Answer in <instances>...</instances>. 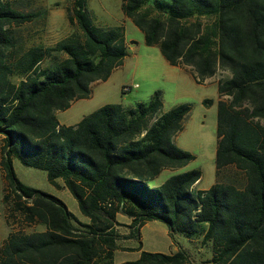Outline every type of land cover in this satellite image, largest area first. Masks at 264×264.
Here are the masks:
<instances>
[{
	"label": "trees",
	"instance_id": "16d2710c",
	"mask_svg": "<svg viewBox=\"0 0 264 264\" xmlns=\"http://www.w3.org/2000/svg\"><path fill=\"white\" fill-rule=\"evenodd\" d=\"M121 12L146 46H158L170 66L190 68L197 84L218 70L229 74L217 82L215 170L235 167L245 185L216 182L194 192L199 170L157 184L163 171L194 160L174 142L190 106L163 112L158 92L149 104L105 105L61 125L56 112L89 99L91 85L123 65V30L97 26L86 0H73L67 20L76 33L13 61L11 28L35 16L0 0L1 204L10 229L0 264H115V252L133 251L119 242L135 238L141 251L140 230L149 222L163 223L171 241L200 239L210 252L203 264H264V0H122ZM47 57L52 63L40 68ZM14 160L44 171L55 188L61 180L88 223L60 199L22 184ZM119 214L131 221L127 236L118 232ZM36 226L44 230L25 231ZM124 264L191 263L179 248L142 251Z\"/></svg>",
	"mask_w": 264,
	"mask_h": 264
},
{
	"label": "rangeland",
	"instance_id": "374dc122",
	"mask_svg": "<svg viewBox=\"0 0 264 264\" xmlns=\"http://www.w3.org/2000/svg\"><path fill=\"white\" fill-rule=\"evenodd\" d=\"M10 6L22 14H34L31 22L11 28L12 47L8 54L13 61L20 58L33 47L53 49L57 43L76 33V27L67 20L68 10L73 0H6ZM87 8L94 23L100 27H121L126 45V57L123 65L113 71L105 82L91 85V96L87 100L73 102L66 111L58 112L57 120L66 126H74L83 117L105 105L119 104L125 108L137 104H149L155 93H160L162 111L169 110L183 104L190 106V113L183 121L182 131L175 137V144L182 150L194 156V160L187 166L176 171H163L158 182H164L170 176L192 170H199L202 178L197 188L207 189L214 183L232 184L237 188L245 185V177L235 167H227L216 175V124H217V82L228 78L227 72L218 70L215 75L202 84L194 80L190 68L179 69L170 66L161 56L159 47H148L144 37L134 24L126 19L121 12L122 0H86ZM51 57H55L54 53ZM47 57L40 68L49 66L53 59ZM62 58V57H61ZM11 81L17 83L19 78L11 76ZM208 100L211 104L204 106L202 102ZM14 172L17 179L25 186L39 190L59 198L76 215L83 217L76 200L61 186L55 190L47 182L44 171L23 166L14 161ZM3 180L0 172V228L7 231L1 204ZM60 190V191H58ZM118 232L127 236L133 232L127 217L119 214ZM10 230V229H9ZM44 230L42 226L25 228ZM141 248L146 252L168 254L173 247L187 248L193 252L189 255L191 264H203L210 258L209 250L204 247L200 239L176 238L171 241L167 229L161 222H149L140 230ZM123 247L130 249L138 247L139 241L123 240ZM137 259L136 251L115 254L114 261L129 262Z\"/></svg>",
	"mask_w": 264,
	"mask_h": 264
},
{
	"label": "crops",
	"instance_id": "0c3cea01",
	"mask_svg": "<svg viewBox=\"0 0 264 264\" xmlns=\"http://www.w3.org/2000/svg\"><path fill=\"white\" fill-rule=\"evenodd\" d=\"M179 69H181V68H179ZM91 96V95H90ZM90 98V97H89ZM79 101H81V100H79ZM76 102H78V101H76ZM75 102V103H76ZM74 103H72L71 104V106L73 105ZM70 106V107H71ZM69 107V108H70ZM68 110V109H67ZM57 113L58 112H56L55 113V116L57 115ZM60 123V122H59ZM78 123V122H77ZM76 123V124H77ZM61 124V123H60ZM75 124V125H76ZM61 125H63V124H61ZM66 126V125H65ZM15 161V160H14ZM13 161V166H14V164H15V162ZM202 178V177H201ZM61 180H58L57 181V184H58V187H59V182H60ZM158 181V180H157ZM61 183H62V185L61 186H63L64 187V185H63V182L61 181ZM161 183H163V182H158L157 184H161ZM200 182H198V183H196L193 187H192V190L194 191V192H196V191H205V190H207V189H209V188H207V189H199V188H197V186H198V184H199ZM50 186H52V185H50ZM53 187V186H52ZM55 190H57V188H55V187H53ZM65 188V187H64ZM58 191H60V190H58ZM53 196V195H52ZM55 197V196H54ZM57 198V197H56ZM59 199V198H58ZM74 215V214H73ZM79 221H81L82 223H88V219L87 218H85V217H80V216H76V215H74ZM119 215H117V222H119ZM5 222V221H4ZM5 225H6V223H5ZM6 228H7V231H6V233H5V231H2L3 229H1L0 228V247H1V245L3 244V242L6 240V238L8 237V235H9V232H10V230H9V227L6 225ZM41 231H43V230H41ZM168 235V234H167ZM176 238H182V237H180V236H177V237H175V241H176ZM118 245H120L121 247H123V245H121V243L119 242L118 243ZM136 248H138V247H136ZM135 247H131L130 249H132L133 251H135V249H136ZM183 250H186L187 251V253H188V255H191L192 256V254H193V252H191V251H189V249H187V248H183ZM142 251H144L143 250V248H141V251H136V253H137V259L140 257V254H141V252ZM178 251V249L174 246L173 247V249L168 253V254H174V253H176ZM117 252H119V251H117ZM117 252H115L114 253V255H113V261H114V259H115V254L117 253ZM136 259V260H137ZM135 261V260H134ZM191 262V261H190ZM114 263L115 264H124V263H126V261L125 262H119V263H117V262H115L114 261Z\"/></svg>",
	"mask_w": 264,
	"mask_h": 264
}]
</instances>
